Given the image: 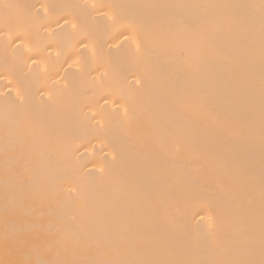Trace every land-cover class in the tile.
<instances>
[{"label":"bare ground","instance_id":"bare-ground-1","mask_svg":"<svg viewBox=\"0 0 264 264\" xmlns=\"http://www.w3.org/2000/svg\"><path fill=\"white\" fill-rule=\"evenodd\" d=\"M264 259V0H0V264Z\"/></svg>","mask_w":264,"mask_h":264},{"label":"snow or ice","instance_id":"snow-or-ice-1","mask_svg":"<svg viewBox=\"0 0 264 264\" xmlns=\"http://www.w3.org/2000/svg\"><path fill=\"white\" fill-rule=\"evenodd\" d=\"M26 264H39V262H26ZM242 264H256V262H253V261H245V262H242ZM259 264H264V259L260 260L259 261Z\"/></svg>","mask_w":264,"mask_h":264}]
</instances>
